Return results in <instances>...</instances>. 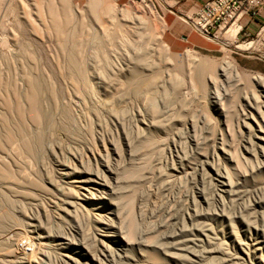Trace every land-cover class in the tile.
I'll return each mask as SVG.
<instances>
[{
	"label": "rangeland",
	"instance_id": "obj_1",
	"mask_svg": "<svg viewBox=\"0 0 264 264\" xmlns=\"http://www.w3.org/2000/svg\"><path fill=\"white\" fill-rule=\"evenodd\" d=\"M49 1L52 2V7L50 6L51 2ZM62 1L63 0H0V92L3 95L5 93H12L10 88L13 82L19 89V86L22 82L21 70L24 66H27L33 67V73L37 71V73H41V76L44 75L43 77L46 80H50V86L52 87L53 85V87L51 88L47 85L46 91L49 88V90L51 89L52 91H54L56 93V96L60 98L65 95V89L68 88V86H66V81L63 80L64 77H62L63 72L66 71V68L64 67H68L70 62L73 63V65L76 64L77 66L82 64L83 67L86 66V68L88 67V69L90 70L92 65L93 67H102L106 64V57L104 56L105 50H114L119 48L118 39H113L111 35L105 37L103 40H97L98 38L94 36L99 31V29L97 28L98 25H100V28L103 25H105V27L111 26L112 23L108 21L107 17L110 16V11L112 12L115 10L116 12H118V16L120 17L122 14L120 11L122 10L123 6H129L131 0L127 3H119L117 0H91V2H89L90 0ZM135 1V4L138 6H153V9L157 14L156 25L162 23V20H164L166 23L163 34L164 37L161 40L158 39V41L160 42L157 46V52L154 53V55L156 56L159 53H163L172 58L164 61V59L166 58H164V56L162 55L161 59H164L160 60V64L163 65L161 66V69H165L163 71L164 73L166 69H173V71H171L177 77L179 82L186 85V90L189 92V95H192L191 102L187 107V110H189V112L194 111L195 113H200V111H198L199 108L201 112L204 110L210 113L211 111L212 113L210 114L214 118L213 124L215 123L216 116L219 118V120L222 119V117L220 115H217L213 108H211L212 105L210 103L207 106L208 102H210V99L206 100L203 97V83L201 81L197 83L196 80L193 85L189 84L188 73L182 68L180 63L181 59H184L186 63L188 61L192 62V60H194L195 58L206 60V63L208 62L207 64L212 67L209 68V70L206 72L207 77L210 73L213 72L214 69L218 67L220 61L224 57H232L236 60L238 68L240 70V74L242 75V85L246 87L249 86L255 88L257 86L256 83L260 81L259 77H264V19H261L258 22H249L246 25L247 28L244 27V29L236 36L235 40L230 41L229 39L226 40L227 37L223 35V31L226 28L219 30L217 34H215L214 36L211 35L210 37L205 36L193 29L190 18L193 17L191 16L192 12L196 11L199 7L196 1L193 2L192 0H189L188 2H186V0H184L182 3L175 5L173 8L167 7L160 1L158 3H156L154 0ZM55 5L57 7H55ZM49 7L51 8L49 9ZM62 7L64 8V10ZM67 7L71 11L70 15L68 14L69 12H65ZM56 13L58 15H56ZM66 14L68 15L67 18L65 17L67 20L64 18ZM53 16H56L54 17V19H57L56 21L53 20ZM70 16L75 17H72L70 19ZM80 17L83 19H79ZM245 19L246 16L242 18L243 21ZM56 22H60V24ZM44 23L46 24V26ZM153 28L151 29V31L153 30ZM151 31L149 30L147 32H144L141 36H139L138 43L143 42L147 45L152 44L155 40V36ZM64 32L69 36V40L67 39V41L65 40L68 36H60L59 34H63ZM59 36L64 37V42H69L65 44L63 42V39ZM5 38L7 39V43L3 42ZM58 38L60 40H58ZM77 39L79 40L78 42ZM58 42H60L61 44L64 43L70 50L71 48L74 49L72 51L73 59L70 58V61H68V57L62 56V58L60 57V60H58V57L56 55V51H58V48H60V43ZM163 44L168 45L170 51L164 49L165 47ZM240 44L246 46L249 45L250 47L247 49H240L238 47V45ZM158 48H160V50ZM108 57L109 59L113 58V56L111 57L109 53ZM151 57L152 55L150 56V58ZM154 58L157 62L156 57ZM152 60L154 59L152 58L148 60L147 63H152ZM67 62L69 63L66 64ZM8 66L11 68L9 69ZM61 66L63 67V69ZM34 68H36V70ZM95 70L96 68L93 69V71ZM163 72L161 73L162 75L164 74ZM65 74L66 73H64V75ZM111 82L113 84L110 86L109 93H103L102 90L96 91L90 88L91 96H104L111 102V104L107 107L106 111H103L99 114L100 123L93 125V127L91 128V132H89L84 137H81L79 139H70V137H66L64 131L60 130L58 124L56 125V123H58V121H61V117L71 120V116L63 115L61 112L54 114V112L50 113V111H48L47 113H50L49 115L47 114L46 119L48 121L45 119L43 124H41L39 131L32 132V130L34 129H32L29 125V121L26 120L28 122H24L29 132L27 133V137L32 141L31 145H36L39 140L40 152H37V155L34 156L25 152L23 149L18 148L15 151L17 153L10 157L3 154L2 157H0V164L2 163V169L6 170L8 168L6 165H10L11 167L15 168L14 172L15 174H17L19 172H16L17 163H22V167H24L22 170H25V172H29V178L32 182L35 183V185H29L27 186L28 188H19V190L21 191L31 193L29 197H25L23 195H21V197H17V194L11 188L6 187L5 183L0 182V220L10 219L12 221H15L24 233V237L20 238L18 245H12L13 241H11L10 239L5 240L4 237L0 238V243L3 242L2 240H5L4 243L10 244V247L17 249V256H19L20 253L25 250L27 252L25 256L38 258L36 259L38 264H98L97 255H99L103 264L217 263L213 258V255L211 254H213V247L217 246L216 249H220L221 245H219V242L217 241H215V246L212 245L214 243V239L212 238L213 226H216L218 228L217 224L213 223L212 211L219 205L215 202L214 199L212 200L213 196H211L212 194L208 185L204 188V193L205 195H207V198L213 201L212 205L210 207H205L206 210L204 208L202 210L203 212H201V214L195 218L193 223L187 221L184 223L183 227H180L182 226V224L180 223H182L185 212L184 210L177 211L176 209V211L174 212L178 213L177 219L175 220L174 227H172L174 229H172L171 232L172 237L168 242L167 239L160 234L161 229L157 227L158 224H155L158 223L157 221L160 220V218L161 220L164 219V221L167 219L162 218L161 216L158 217L157 212H154V214H157L156 216L154 214V216L152 217L148 215V212L152 208L154 202L157 201L156 204L161 205L164 204V202L166 201L165 199L168 198L167 195L169 196V199H173L171 198V196L178 198L179 194H183L186 192L185 190L189 189L190 193L195 189V187H200L199 185L197 186L195 185V183H193V179L191 180V176L184 177L186 175L184 173H181V166H185L183 168H186L188 165L196 161V154H193L192 150H190L189 147V139L193 134H190V131L189 133L184 129H182L181 131L176 130L177 133L168 131V133H165L167 136L162 133L163 136H161L163 138H159L161 141L158 140V143L156 142L158 144H156V146L158 147L155 148L156 156H154L155 158H157L156 166L159 167V169L153 166L155 164H151L156 159L154 161H151L150 163L155 169L153 167L152 169L151 166H149L150 164L146 166V168L149 166L150 169H148L149 167L147 169L140 168L139 162L140 157L142 156V151L140 150V143H138V138L134 133V129L137 126L142 125V120L146 116L143 101L139 97V94L141 92H144V89L140 88L142 84L139 85V80L137 82L138 84H135L136 81H134L132 82L133 84L131 83L129 85L123 84L121 78L112 79ZM157 89L159 90L160 88ZM68 90L70 91V88H68L67 91ZM4 91L7 92L4 93ZM160 91L162 92V90L160 89L159 91H156L155 94L157 93V95L159 96L162 95ZM172 91V89H168L166 91L169 97H172ZM238 91L240 90L233 89L229 99L226 101V105L230 114H232L234 107L238 108L241 104V94ZM166 92L162 96L166 97ZM157 95L155 96L157 97ZM159 96L156 98L157 100L162 97ZM47 97L48 96L44 95L43 101L45 100L44 102H47V104L49 105ZM48 105L44 104V106H46V110H48L51 106ZM112 110L119 111V113L121 114V122L123 123H118L114 119V116L111 115ZM0 111H2L3 113L6 112L5 109H2L1 104ZM177 117L180 116L177 115ZM3 124L4 122L0 117V127L1 131L3 130L2 137L5 140L7 139L6 131L8 130L6 128L7 126H3ZM203 126L204 125H198L197 132H202L200 128L203 129V132L201 134L199 133V135L197 133V137L202 138L207 134L208 136H211L212 128L210 127L211 130H209L208 124H206V126L204 127ZM207 127L208 130L205 129ZM100 134L105 136L117 150V153L112 152L113 156L112 160H110V166L112 169L111 171H107L109 178L111 180L113 178H116L117 181L115 184L111 185L113 187L112 192H99V197L97 198L96 196L92 198H90L89 196V199L82 200L83 206L77 208L72 207L70 204L61 201L62 192L59 191L58 188L66 186V184L62 180L63 178H59V164L63 160H69L68 157L70 156V152L74 149H78V153L84 152L85 145H87L88 142H92L94 137H97ZM14 135L16 136L15 133ZM51 138L53 139L49 143V140ZM14 139L15 141L13 144L15 146L19 142V140L18 138ZM57 140L60 144L59 147L55 146L53 143ZM126 141L128 142L127 145ZM237 144L238 139L233 143V148H235ZM178 158L182 159V164L180 163V165L178 162ZM85 168L87 170V166ZM174 168H177L179 171H175ZM146 170H150L148 171L150 172L149 180L147 181L148 185L147 182L146 184L140 182L139 178L142 172H146ZM160 172L167 173V175L169 176L168 179L171 181H169L170 183L168 182L169 184L166 183L170 185V190H168L166 193L164 192L166 188H163L166 187L164 186L166 184H164V181H162V179L165 178V174L161 175L162 178H157L158 175H156ZM80 176L85 177L86 173L82 170L71 173L70 180L73 186L82 184L81 182H78V180H81ZM94 182L95 181H92L89 185L91 187L90 189L96 192L95 188L97 186ZM241 183L244 187H247L245 188V191H249L246 194L247 198L249 196L251 197L257 195L254 194L255 192L254 190H252V185H264V167H260L252 176H249L246 179L242 180ZM37 184H39L41 188L45 187L46 189H39ZM99 185L100 184H98V186ZM108 185L101 186L108 188ZM148 187L151 190L153 189L154 195H147L149 194ZM172 191L174 192L173 194H171ZM178 191L181 192L179 193ZM164 193L166 194V197ZM261 195L263 197L264 192ZM261 195L258 194L257 196L261 197ZM236 197L235 201L230 203L231 206L228 205L229 209L226 208L227 211L225 210V212L229 214V216H231L230 218L232 219V222L224 229L226 234L228 235H230L229 233H232V231L239 232L240 229L243 228L242 224H246L248 221H250V219H252V215H248L249 213H251L248 209H246V211L242 210L241 212L243 214H238L237 212L240 204H245L246 201L249 200V198L247 200L245 195H240V193L236 195ZM150 198L152 199V201ZM207 210L208 213L206 212ZM145 211L148 212L146 213ZM182 212L184 213L182 214ZM115 213H119L122 216L125 222L126 233L131 237V243L127 247L121 246L120 244L114 242L113 238L115 236L113 235L109 236L110 239H107V236L103 234L102 230L96 229L93 226L92 221L86 220L87 216H91L92 214H106V216H113V214ZM181 214L182 218H180ZM153 218L155 219V221ZM178 218L181 220L178 221ZM205 220H207V222ZM252 221L253 220H251V222ZM4 222H8L10 225L12 224L11 221L7 220H4ZM183 228L184 230L181 231L180 229ZM203 230H205L204 233H206V231L207 234L210 233L208 234L209 239L206 240L205 237L200 236L202 240L198 241L199 244L198 242L195 245L191 243V239L194 236L196 237V235L192 234H194L195 231L198 232ZM80 231H83L84 233L86 232L85 234L88 235L86 236L89 238L86 241V247H81L80 241L78 239H75L77 232ZM94 233H96V239H104L106 241L104 244L109 246V249H107L106 251L109 253H107L106 256H103L102 253L99 252L98 246H101V244H97L94 240ZM158 234L159 237H157ZM210 238H212V241L210 240ZM70 241L71 243H68ZM201 241H204L205 243H202ZM174 247L176 248L173 249ZM80 248L83 249L82 252L84 254H79ZM194 252L199 257L198 259H196L195 257L196 260L193 262V257H191V254H195ZM119 253L125 254L126 257L121 260V258L117 256V254ZM202 253H206L205 256ZM242 253L244 254V252ZM110 254L115 257L112 261L108 260V256H110ZM21 257H23L22 254L19 256L15 264H35L32 261H24L22 263ZM74 257H76V259L73 260L72 258ZM211 260L214 262L212 263ZM263 261L250 259L246 262V264H263ZM0 264L3 263L0 262ZM237 264L244 263L239 262Z\"/></svg>",
	"mask_w": 264,
	"mask_h": 264
},
{
	"label": "bare ground",
	"instance_id": "obj_2",
	"mask_svg": "<svg viewBox=\"0 0 264 264\" xmlns=\"http://www.w3.org/2000/svg\"><path fill=\"white\" fill-rule=\"evenodd\" d=\"M89 2H91V0ZM135 2H136L135 0H131L129 6H123L122 10L120 9L121 10L120 12L122 13V14L120 13L121 14L120 17L118 16L119 15L118 12H116L115 10L112 12L110 11L109 13L110 16L107 17H108V21L112 23L111 26L105 27V25H103L100 28V25H98L97 27L99 31L94 36L98 38L97 40L100 39L103 40L105 37L111 35L113 39H118V43H119V48L114 50L112 49L105 50L104 56L106 57L105 60L106 64L104 66L98 68V67H93L92 65L90 70L88 69V67L86 68V66L83 67L82 64L77 66L76 64L73 65V63L71 62L66 63V64L69 63V66L64 67L66 68L65 69L66 71L63 72V74L62 73L61 74L62 77H64L63 80H65L67 83L66 86L70 88V91L69 90L67 91L68 88L64 87L67 88L65 89L66 92L64 96L58 98L56 96V93L51 89L49 90V88L46 91L47 85L48 87H51L50 80H46L43 77L44 75L42 74L43 76H41V73H37V71L33 73L32 71L33 67L24 66L23 69L21 67L22 82L19 86V89L17 88L16 84L13 82L12 85L10 84L11 85L10 89L12 91L11 94L5 93L7 91H4L5 93L4 96L0 92V104L2 105V109L3 110L5 109L6 111L4 113L0 111V117L4 122L3 126L6 125L7 126L6 128L8 130L6 131L7 139L4 140V138L2 137L3 130L1 131V127H0V157H2L3 154L10 157L15 153H17L15 151L18 148H21L25 152L36 156L37 152H40L39 149L40 142L38 140L36 145H31L32 141L27 137L28 136L27 133L29 132L24 122L29 121L28 122L29 125L31 126L32 129H34L32 130V132L39 131L41 124H43V122L47 118V114L49 115L50 113L53 112L54 114L61 112L63 115L71 116V120L61 117V121L60 122L58 121V123H56V125L58 124L59 129L64 131L66 137H70V139H79L81 137H84L89 132H91V128L93 127V125L100 123L99 114L103 111H106L107 107L111 104V102L104 96H91L90 88L96 91L102 90L103 93H109L110 86L113 84L111 82L112 79L121 78L123 84L125 85H129L134 81H136L135 82L136 84L139 80V85L142 84L140 88L144 89V92L141 93L139 90L140 93L139 97L143 101V106L146 111V116L142 120V125L137 126L134 129V133L138 138V143H140V148H141L140 150L142 151L139 167L145 169L146 166L149 165L151 161H154L155 159H156L154 161L155 163L153 162L151 164H155L153 166H155V168L157 167L156 166L157 158L154 157L156 156L155 148L158 147L156 146V144L158 143V140H160L159 138L163 136L162 133L165 134L168 133V131L170 132L172 131L173 133L176 132V130L181 131L182 129L187 130L188 132L190 131L191 133L190 132L189 133L193 135L190 136L189 147L190 150H192L193 154H196L195 156L196 161L188 166L186 165L187 166L186 168H183L185 166L183 167L181 166L182 169L181 173L182 174L184 173L186 175L184 177L191 176V180L193 179L192 180L193 183H195V185L197 186L199 185L200 187H195V189L190 193H189V189L185 190L186 192L183 194L181 193L182 195L179 194L181 191L180 192L178 191L179 192L178 198L171 196V198L173 199H169V196L167 195L168 198L165 199L166 201L162 198L166 203L164 202V204L157 205L156 204L157 201H156L154 202L149 212L147 211L148 215H150L151 217L154 215L156 216L157 214H154V212H157L158 217L161 216L162 218L167 219L164 221V219L161 220L160 218V220L157 221L158 223H155L158 224V226L157 225L156 226L161 229L160 234L167 239V242L172 237L171 235L173 229L172 227H174V223L175 220L177 219V214H178L174 212L176 211V209L177 211L184 210L185 212L184 217L182 219V223H180L182 224V226L180 227H183L184 223L187 221L193 223L195 218L198 217V215H200L201 212H203L202 210L205 207H210L212 205L213 203L212 200L214 199L219 206L212 211L213 223L217 224L219 229L216 226H213L212 238L214 239V243L212 245L215 246L214 245L215 241L219 242V245H221L220 249L219 248L216 249L217 246L213 247V254L211 255H213V258L217 262L215 264H237L239 262L246 264V262L249 261L250 259L263 261L264 259V199L263 197L264 196L262 197L261 194H263L264 192V185H260V186L252 185V190H254L255 192L253 193L257 195L260 194L262 198L257 195L251 197L247 195L249 196L248 197L249 200H248L246 194L249 191L247 192L245 191V188L247 187H244L241 181L249 176H252L260 167H264V82H263L264 77L263 76L259 77L260 81L256 83L257 86L255 88L249 86L246 87L242 85L243 83L242 75L240 74V70L238 68V64L236 60L232 57H224L220 61L218 67L214 69L213 72L210 73L209 76L207 77H206V72L209 70V68L212 67L207 64L208 62L206 63V60H202L201 58H195L194 60H192V62L188 61L186 63L184 59H181L180 60L181 66L188 73L189 84L193 85L194 82H196V80L197 83L199 81L203 83L204 86V90L202 91L203 97L206 100L210 99V102H208L207 106L210 103L212 105L211 108H213V110L217 113V115H220L222 119L219 120V118L216 116L215 123L213 124L214 118L210 114L212 113L211 111L210 113L204 110L201 112V110H199L200 108L199 109L197 108L198 111H200V113L197 112L195 113L194 111L189 112V110H187L188 109L187 107L188 104H190L191 102L192 95H189V92L186 90V85L179 82L177 77L172 72L173 69L170 68L166 69L165 73L163 72L165 69L164 70H162L163 68L161 69V66L163 65L160 64V60L166 58L164 59V61L165 60L167 61V59H172V58L163 53L162 54L159 53L156 56L154 55V53L157 52L156 51L157 46L160 42L158 41V39L161 40L164 37L163 34L166 23L164 20H162V23L156 25L157 14L153 9V6L152 5L138 6L135 4ZM50 6L52 7V2ZM51 7H49V9ZM55 7L57 6L55 5ZM68 7L66 8V10L67 9L68 10L67 11L65 10V12L66 13L69 12L68 14L70 15L71 11ZM57 13L56 15H58ZM66 15L64 16V18L68 17V15L67 16ZM54 17L56 16H53V20L56 21L57 19H54ZM72 17L70 16V19ZM81 17L79 19H83ZM56 23L60 24V22H56ZM240 27H241V23L235 20L229 26L222 27L220 30L226 28L223 31L224 32L223 35L227 37V39L226 38L225 39L234 41ZM152 28L153 30L151 31ZM149 30L155 36L154 42L150 45L149 44L147 45L143 42L138 43V37L141 36L144 32H147ZM59 34L60 36L61 35H66V37L68 36L67 34H65V32L63 34L62 33ZM60 38L63 39L64 37L62 36ZM68 38L69 36L66 38L65 41H67ZM58 40L60 39L58 38ZM78 41L79 40L77 39V42ZM3 42L7 43V39L5 38ZM64 43L67 44L66 42ZM64 43L62 44L60 43V48H58L59 50L56 51L57 54L56 53L55 54L57 55L58 60H60L59 59L60 57L62 58V56H66L68 57L67 60L70 61V58L73 57L72 51L74 49L72 48L71 50L68 49L67 45H65ZM163 45L165 47L164 49L170 51L168 45L166 44ZM238 47L240 49H247L250 46L240 44L238 45ZM158 49L160 50V48ZM108 53L111 55V57L113 56L112 59H109ZM151 55L152 57L150 58ZM162 55L164 56L163 59H161ZM154 57H156L157 62ZM152 58L154 59L152 60V63H147V61ZM10 68L11 67H9V69ZM95 68L96 70L93 71V69ZM34 69L36 70V68ZM162 72L164 73L163 75L161 74ZM64 73L66 74L64 75ZM157 88H160L162 90V92L160 91L162 95L168 89H172L173 90L172 91L173 95L171 94L172 97L171 96L169 97L167 92H166L167 94L166 97L162 95L159 96L157 95V93L155 94L156 91L160 90V89L158 90ZM233 89L240 90L238 92H240L241 94V104L239 105L238 108L234 107L232 114H230L226 105V101L229 99ZM154 94L157 95V97L158 96L159 97L162 96V97L157 100L156 99L157 97ZM44 95L48 96L47 101H49L48 102L49 105L47 104V102L46 103L44 102L45 100L43 101ZM44 104L51 106L49 107L48 110H46L45 109L46 106H44ZM48 111H50V113H47ZM176 114L180 117H177ZM111 115L114 116V119L118 123H123L121 122V117H120L121 114L119 113V111L112 110ZM199 124L204 126L208 124L209 130H211L210 127L212 128L211 130L212 134L209 133L211 134V136L210 135L208 136L207 134L206 136L204 135L205 137L202 138L197 137L199 133L201 134L203 132V129L200 128L202 126L199 127L202 130V132L199 131L200 129L198 130L199 132H197V128ZM205 129L208 130V127ZM14 133L16 134L17 137L14 135ZM197 133L198 135H196ZM12 137L18 138L19 140V142L15 146L13 144L15 139ZM52 139L53 138L49 140V143ZM237 139H238V144L235 148H233V143ZM58 142L59 141L57 140L54 141L53 143L55 146L59 147L60 144ZM127 144L128 142L126 141V145ZM112 152L117 153L115 146H113L111 142L101 134L97 137H94L92 142H88V144L85 145L84 152L78 153V149L72 150L70 152V156L68 157L69 160H63L59 164L60 166L58 171V174L60 176L59 178L60 179L63 178L62 180L66 184V186H62L61 188H58V190L62 192L61 201L66 202L70 204L72 207L77 208L83 206L82 200L89 199V196L90 198L94 196H96L97 198L99 197V192L100 193L101 192L106 193L107 191L112 192L113 187L111 185L115 184L117 181L116 178H113L111 180L109 178V175L107 174V171H111L112 169L110 166L111 165L110 160H112V156H113ZM180 158H178L179 165L180 163L182 164V159ZM151 164L149 166H151L152 168L153 166ZM1 165L2 163L0 164V182L5 183L6 187L11 188L17 194V197H21V195L25 197H29L31 193L21 191L19 190V188H23V187L28 188L27 186L35 185V183L30 180L29 172H25V170H22L24 168L22 167L23 166L22 163H17L16 172L19 171L17 174H15L14 172L15 168L11 167L10 165L8 164L6 165L8 167L7 170L2 169ZM86 166H87V170L85 168ZM148 169H150V167ZM157 169H159V167H157ZM79 170L85 172L86 176L85 177L80 176L81 180H78V182H81L82 184L78 186H73L70 180L71 173L78 172ZM174 170L179 171L177 168H174ZM148 171L146 170V172H142V174L140 173L141 174L139 177L140 182L146 184V182L149 180L150 172ZM162 174H165L164 175L165 178H163L162 181H164V184L168 183L170 180L168 179L169 176L167 175V173L160 172L156 174L158 175L157 178L159 177L162 178L161 176ZM92 181H95L94 183L97 186L95 188L96 192L90 189L91 187L89 184H91ZM98 184L100 185L98 186ZM168 184L164 185L166 187H163L166 188L164 191L165 193L168 190H170L169 189L170 185ZM101 185H108V188L102 187ZM207 185L210 188L212 195L210 193L209 194L213 196L212 200L207 198L206 197L207 195H205L204 193L205 192L204 188ZM37 186L39 187V189H46L45 187L41 188L39 184H37ZM148 191L149 194L147 195L149 196L150 194L154 195L153 189L151 190L148 187ZM173 193L174 192L172 191L171 194ZM239 193L240 195L244 194L248 201H246L245 204L242 201L243 204H240L239 208L237 209L238 210L237 212L238 214H241L242 210L246 211V209H248L251 212L248 215L251 214L252 219H250V221H248L246 224H242L243 228H241L239 232L232 231V233H229L230 235H228L226 234L224 229L227 225H229L232 222V219L230 218L231 216H229V214L225 212V210L226 208H228V205L231 206L230 203L235 201V197ZM208 210L206 211L207 213ZM184 212H182V214ZM182 214L180 218H182ZM4 220L11 221L12 224L10 225L8 222L7 223L4 222ZM86 220L92 221L93 226L96 229L102 230L103 234L107 236V239H110L109 236L113 235L115 236L113 238V241L120 244L121 246L127 247L131 243V237L126 233L124 219L119 213H115L113 214V216H106V214L105 215L92 214L91 216L88 215ZM180 220L181 219H179L178 221ZM251 220L253 221L251 222ZM205 221L207 222V220ZM184 228L180 230L183 231ZM204 231L205 230L198 232L195 231V233L193 232L194 234L192 235H196V237L194 236L192 239L190 238L191 239L190 242L195 245L199 240H202L200 236L205 237V239L208 240L209 239L208 234L210 233L207 234V231L206 233H204ZM85 233L83 231L77 232V235L75 237V239H78L80 241L81 247L83 246L86 247V241L89 239L88 237H86L88 235ZM95 234L96 233H94V235ZM94 235L93 237L96 243L101 244V246H98L99 252H101L103 256H106L107 253H109L106 252L107 249H109V246L104 244L106 242L104 239H96L95 238L96 235L95 236ZM3 237L5 240L10 239L11 241H13L12 245H18L20 238L24 237V233L23 230L19 228L18 224L15 221H12L10 219H2L0 220V238ZM157 237H159V234ZM212 238H210V240ZM5 240H2L3 242L0 243L1 263L15 264L19 256L22 254L23 255V257H21L22 261L20 260L22 263L24 261H32L35 264H38L36 260L38 258H34L32 256L30 257L25 256L27 254L25 250L22 251L19 256H17L18 254L17 249L10 247V244L4 243ZM201 242L203 243L204 241ZM68 243H71V241ZM175 248L176 247H174L173 249ZM82 250L83 249L80 248L79 254H84ZM242 252H244V254ZM191 255L190 256L193 257L192 258L193 262L199 257L198 255H196V253ZM117 256L121 258V260H123V258L126 257L125 254H120V253L117 254ZM108 257H109L108 259L109 261H112L115 258L111 254ZM72 259L74 260L76 259V257ZM97 260H98V264H103L99 255H97ZM213 262L214 261H212V263Z\"/></svg>",
	"mask_w": 264,
	"mask_h": 264
},
{
	"label": "built area",
	"instance_id": "obj_3",
	"mask_svg": "<svg viewBox=\"0 0 264 264\" xmlns=\"http://www.w3.org/2000/svg\"><path fill=\"white\" fill-rule=\"evenodd\" d=\"M154 1L156 3L160 1L167 7L173 8L184 0ZM191 16L193 17L189 18L193 29L209 37L237 20L241 23L238 35L244 27L247 28L249 22L264 19V0H204ZM244 16L246 19L243 21Z\"/></svg>",
	"mask_w": 264,
	"mask_h": 264
},
{
	"label": "crops",
	"instance_id": "obj_4",
	"mask_svg": "<svg viewBox=\"0 0 264 264\" xmlns=\"http://www.w3.org/2000/svg\"><path fill=\"white\" fill-rule=\"evenodd\" d=\"M119 3H127L130 0H117ZM189 0H186V2H188ZM193 2H197L198 5H200L204 0H192ZM170 44V43H169ZM171 45V44H170ZM172 46V45H171Z\"/></svg>",
	"mask_w": 264,
	"mask_h": 264
}]
</instances>
